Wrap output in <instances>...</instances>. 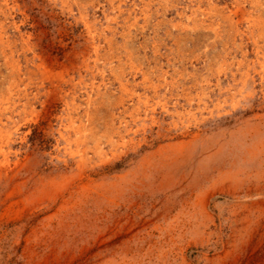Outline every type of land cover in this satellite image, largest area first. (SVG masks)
<instances>
[{"label":"rangeland","instance_id":"374dc122","mask_svg":"<svg viewBox=\"0 0 264 264\" xmlns=\"http://www.w3.org/2000/svg\"><path fill=\"white\" fill-rule=\"evenodd\" d=\"M263 21L0 0V264H264Z\"/></svg>","mask_w":264,"mask_h":264},{"label":"bare ground","instance_id":"6f19581e","mask_svg":"<svg viewBox=\"0 0 264 264\" xmlns=\"http://www.w3.org/2000/svg\"><path fill=\"white\" fill-rule=\"evenodd\" d=\"M219 12V11H218ZM264 22V21H263ZM28 36V35H27ZM27 38V37H26ZM4 43V42H3ZM28 46V45H27ZM21 49V48H20ZM153 56V55H152ZM29 58V57H28ZM37 59V58H36ZM33 60V59H32ZM142 61V60H141ZM45 63V62H44ZM43 63V64H44ZM138 63V62H137ZM43 70V69H42ZM51 70V69H50ZM58 73H60V72H58ZM60 75V74H59ZM62 76V75H61ZM127 94V93H126ZM130 94V93H129ZM132 94V93H131ZM132 96V95H131ZM130 96V97H131ZM62 97V96H61ZM140 97V96H139ZM63 98V97H62ZM125 99H127V98H125ZM65 100V99H64ZM129 100H131V99H129ZM121 102V101H120ZM123 102V101H122ZM125 102V101H124ZM120 104V103H119ZM121 105V104H120ZM128 105V104H127ZM119 106V105H118ZM123 106V105H122ZM129 109V108H128ZM121 110V109H120ZM118 112H120V111H118ZM125 113V112H124ZM123 113V114H124ZM137 116V115H136ZM71 117V116H70ZM131 117V116H130ZM119 120V119H118ZM128 122V121H127ZM133 122V121H132ZM136 122V121H135ZM131 124V123H130ZM89 126V125H88ZM130 129V128H129ZM94 130V129H93ZM124 131H126V130H124ZM119 132V131H118ZM111 133V132H110ZM116 133V132H115ZM118 133H116V135H117ZM119 135V134H118ZM123 135V134H122ZM2 136V135H1ZM108 137H110V136H108ZM1 138V137H0ZM3 139V138H2ZM113 139V138H112ZM4 145V144H3ZM3 150V149H2Z\"/></svg>","mask_w":264,"mask_h":264}]
</instances>
